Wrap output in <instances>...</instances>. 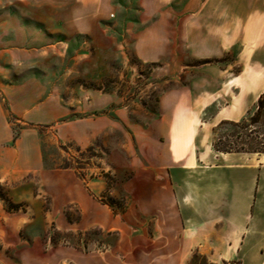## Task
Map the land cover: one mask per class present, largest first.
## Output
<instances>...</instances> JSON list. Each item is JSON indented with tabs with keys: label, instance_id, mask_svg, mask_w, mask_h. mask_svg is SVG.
<instances>
[{
	"label": "rangeland",
	"instance_id": "1",
	"mask_svg": "<svg viewBox=\"0 0 264 264\" xmlns=\"http://www.w3.org/2000/svg\"><path fill=\"white\" fill-rule=\"evenodd\" d=\"M246 85L245 125L264 93V0H0V264L238 263L210 261L212 237L182 248L153 212L168 167L237 131L203 124ZM171 99L181 156L162 150Z\"/></svg>",
	"mask_w": 264,
	"mask_h": 264
},
{
	"label": "crops",
	"instance_id": "2",
	"mask_svg": "<svg viewBox=\"0 0 264 264\" xmlns=\"http://www.w3.org/2000/svg\"><path fill=\"white\" fill-rule=\"evenodd\" d=\"M235 78L241 79L240 76ZM251 92L258 93L254 86H240L227 105L203 124L204 127L210 128L224 120H239L242 112L237 113V110H248L247 97ZM181 94V91L173 93L174 99ZM163 106L164 103H161ZM185 112L187 110L182 115L187 121L200 125L199 112L193 118L187 117ZM180 115L178 103L171 99L160 120L168 133V146L162 149L168 155L173 152H178V156L183 154L177 147H171L173 135L181 124ZM188 133L191 136L190 130ZM193 154L186 164L166 169L176 182L169 183V188L162 187L159 192L161 198L153 215L160 232L166 236L176 233L182 248L198 250L201 254L205 253L201 246L203 239L214 238L216 252H210L213 255L209 256L210 261L215 255L219 256V252H224L228 255L224 258L236 259L239 264H264V229L256 226L253 220V217H264V155L217 153L212 149L211 142H207L202 151H194ZM181 178L182 182L179 181ZM165 195L166 201L163 198ZM249 253L256 254L257 258L247 260Z\"/></svg>",
	"mask_w": 264,
	"mask_h": 264
},
{
	"label": "trees",
	"instance_id": "3",
	"mask_svg": "<svg viewBox=\"0 0 264 264\" xmlns=\"http://www.w3.org/2000/svg\"><path fill=\"white\" fill-rule=\"evenodd\" d=\"M225 125H229L237 131L232 135L219 137V140H217L219 145L216 140H213L211 145L215 152L264 155V93L259 96L256 110L250 116L248 124L221 121L219 129ZM230 139H234V141H230ZM7 210H16V208L9 205Z\"/></svg>",
	"mask_w": 264,
	"mask_h": 264
},
{
	"label": "built area",
	"instance_id": "4",
	"mask_svg": "<svg viewBox=\"0 0 264 264\" xmlns=\"http://www.w3.org/2000/svg\"><path fill=\"white\" fill-rule=\"evenodd\" d=\"M227 264H239V263H229V262H228Z\"/></svg>",
	"mask_w": 264,
	"mask_h": 264
}]
</instances>
